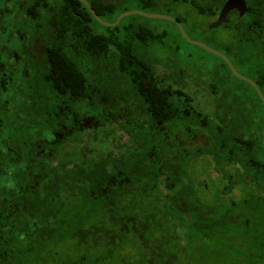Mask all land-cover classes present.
I'll return each instance as SVG.
<instances>
[{
  "label": "trees",
  "instance_id": "16d2710c",
  "mask_svg": "<svg viewBox=\"0 0 264 264\" xmlns=\"http://www.w3.org/2000/svg\"><path fill=\"white\" fill-rule=\"evenodd\" d=\"M4 1L0 65L14 58L15 48L31 44L33 53L14 59L15 68H0V264H182L173 242L186 239L177 228L208 233L209 198L202 194L209 190L203 177L193 181L200 167L232 186L245 176L250 183L264 180V103L256 90L221 60L219 80L229 72L254 97L217 94L211 83L222 103L209 116L195 112L193 99L177 86L185 79L161 65L174 62L159 59L166 31L139 25L122 38L79 0ZM87 1L106 20L125 0ZM137 1L167 14H177L185 1L188 10L174 15L184 28L192 13L207 15L206 0ZM250 1L248 15L257 12L264 27V0ZM115 114L126 119L129 135L119 157L96 133L110 141L114 135L105 129ZM87 132L91 147L81 144Z\"/></svg>",
  "mask_w": 264,
  "mask_h": 264
},
{
  "label": "rangeland",
  "instance_id": "374dc122",
  "mask_svg": "<svg viewBox=\"0 0 264 264\" xmlns=\"http://www.w3.org/2000/svg\"><path fill=\"white\" fill-rule=\"evenodd\" d=\"M181 3L182 5H177L178 15H183L188 10L186 7H190L185 1H181ZM165 4L162 3L161 7H166ZM135 10L146 13L165 14L172 17L177 15L174 13L167 14L164 9L147 11L137 0H125L117 6L114 15L106 18L104 21L113 23V18L118 14L121 15L124 12ZM190 16L191 18L185 24V30L193 40L203 42L210 47L219 45L216 47L220 50H224L225 46L235 41L236 37L231 27H218L219 29L216 28L217 30L211 32L208 31L207 17H196L193 13ZM243 22L249 24V17H246ZM139 25H146L157 33H162L163 31L168 33V38L165 41L167 47H165V50L161 48L159 59L161 62L165 60L171 62L170 58H174L175 64L173 62L161 65H169L171 68L169 66L166 67H169L173 73H176L177 77L181 76L185 79L186 82L179 79L182 81L178 82L177 86L178 88L184 87L186 95L193 99L194 105L192 107L194 111L196 110L195 112H201L209 116V114H212L213 109L217 108L216 103H222V100H214V98L209 96L211 93L209 79L215 76L217 78V85H215L217 94L225 92L231 94L246 93L249 97H254L252 90L231 76L229 72H221L225 80H219L220 76L217 73L223 69L220 67V62L217 58L183 39L184 37L180 36L178 29L169 21L132 15L122 19L115 33L124 38L128 30L132 27L136 28ZM96 28L101 33L108 31L98 25H96ZM12 47H15L14 44H12ZM6 48L9 47L6 46ZM23 52L33 53L32 45L27 46L25 51H21L20 48L10 50L9 55H13L14 58H2L3 63L0 67L7 68L10 65L16 67V65L10 63L23 54ZM249 59L251 60L248 65L240 59H233V62L242 75L253 77L255 61H253L252 57ZM258 68L263 70L264 63ZM182 69L186 73H182ZM203 73L209 76L205 77ZM206 89H209V91L206 92ZM79 108L83 110L84 104H81ZM107 108H110V106ZM131 111L133 115L135 110L132 108ZM122 114L127 116L129 111H124ZM120 115H113L111 121L107 122L109 125L105 130L114 135L110 137L112 138L110 141L105 137L106 135H104L103 131L96 130L98 140H101V145L104 146L110 142L109 151H112L117 157L121 156L129 148V135L122 128L126 119L120 118ZM196 115V113L195 115L193 113V117ZM68 116L70 117L71 115L69 114ZM194 127V131L200 129L197 126ZM75 136L72 133L70 134V150L75 148ZM92 139L93 136L87 132L81 137L82 146L91 147L90 140ZM206 143L207 140L205 138L201 139L198 142V146L203 147ZM195 150L196 147L193 146L191 151L195 152ZM262 162H264V156L262 157ZM199 171L200 175L195 177L193 181L197 182L200 177H203L202 180L209 190V193L202 194L204 198H209V226L207 230L203 231H208V233L192 236L187 229L177 228L178 234L184 236L186 239L180 244L173 242V245H177L182 252V264H264V192L262 191L264 180H260L259 183H250V177L245 176V180L243 182L240 181L242 183L232 186L228 181H223L220 175L214 173L209 168L204 171L200 167ZM235 179L234 177L233 182H235ZM225 186L230 190L228 193L224 192ZM183 219L187 221L191 220L187 216H183ZM166 227L173 230L175 225L169 224ZM200 247L202 248L200 249Z\"/></svg>",
  "mask_w": 264,
  "mask_h": 264
},
{
  "label": "flooded vegetation",
  "instance_id": "af4514ba",
  "mask_svg": "<svg viewBox=\"0 0 264 264\" xmlns=\"http://www.w3.org/2000/svg\"><path fill=\"white\" fill-rule=\"evenodd\" d=\"M11 2H12V0H11ZM228 2H229V0H206V7H207L206 17H207V21H208L207 26H210L211 24L216 23L220 19L223 8L225 7V5ZM246 3H247V12L243 17L236 20V17H237L236 9L228 11L227 14L225 15L226 22L220 26V27H225V28L231 27V29L234 31V36L236 37L235 41L232 42V44L225 46L224 50L218 49L217 47L219 45H215L211 48H214V49L222 52L223 54H225L230 59V61L233 63L234 66H235V64L233 62V59H237V60L240 59L242 62H245V64L248 65L250 60H251L249 58L252 57L253 61H255L254 62L255 63V69L253 71V77L252 76L251 77L246 76V77L252 79L260 89L261 88L260 84L264 86V80H263L264 69L261 70L260 68H258V67H261L264 63V27L262 25H260V15L257 16V12H255L256 16L254 18H252L248 15L249 8L251 6V1L246 0ZM253 3L255 4L256 7H258L261 4L260 2L256 3V1ZM4 5H5V1L0 0V11L4 10V8H5ZM246 17H249V20H250L249 24L248 23L246 24L245 22H243L246 19ZM262 20H263V24H264V17ZM219 28H217V29H219ZM217 29H210L209 28L208 31L214 32ZM209 54L216 57L217 60L220 62V67H222L221 60H223V59L217 55L212 54V53H209ZM0 68L4 69L5 67H0ZM211 83L217 84V81L214 82L213 80H209V87H210ZM225 83H226V81H225ZM245 83H247V82H245ZM209 96L211 98H214V100H221L223 95H214V94L210 93Z\"/></svg>",
  "mask_w": 264,
  "mask_h": 264
},
{
  "label": "water",
  "instance_id": "95a60500",
  "mask_svg": "<svg viewBox=\"0 0 264 264\" xmlns=\"http://www.w3.org/2000/svg\"><path fill=\"white\" fill-rule=\"evenodd\" d=\"M79 1L86 6V8L91 13V15L95 18V20L99 24H101L104 27H108V28H116V27H118V25L120 24L122 19H124L125 17H128V16H132V15H140V16H143V17H146V18H150V19H160V20H166V21L174 23L178 27L181 35L189 43L202 48L203 50L207 51L208 53H212L214 55H217V56L221 57L227 63V65L229 66L232 74L235 77H237L238 79L243 80V81L251 84L255 88V90L257 91V93L259 95V97L261 98V100L264 103V95H263L262 91L259 89V87L256 85V83L252 79L242 75L235 68V66L230 61V59L225 54H223L222 52H220V51H218V50H216L214 48H211L210 46H208L207 44H205L203 42L196 41V40H193L192 38H190V36L186 32V30H185L184 26L182 25V23L178 19H176L175 17L169 16V15H165V14L146 13V12L136 11L135 10V11L124 12L121 15H119V17L116 19L115 22L109 23V22H106V21H104L103 19L100 18V16L96 13V11L92 8V6L90 5V3L87 0H79ZM235 9L237 11L236 20H238L239 18L243 17L246 14V12H247L246 0H229V2L223 8V11H222L220 19L216 23L211 24L209 26V28L210 29H216V28L220 27L223 23L226 22L225 15L227 14V12L231 11V10H235ZM263 146H264V131H263Z\"/></svg>",
  "mask_w": 264,
  "mask_h": 264
}]
</instances>
